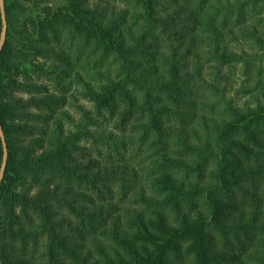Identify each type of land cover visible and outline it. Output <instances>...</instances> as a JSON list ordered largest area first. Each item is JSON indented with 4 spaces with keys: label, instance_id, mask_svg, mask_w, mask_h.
Wrapping results in <instances>:
<instances>
[{
    "label": "trees",
    "instance_id": "obj_1",
    "mask_svg": "<svg viewBox=\"0 0 264 264\" xmlns=\"http://www.w3.org/2000/svg\"><path fill=\"white\" fill-rule=\"evenodd\" d=\"M136 1L153 18L156 0ZM45 3L50 0H4L8 32L0 56V123L8 160L0 188V264H264V208L260 210L256 202L245 206L230 200L234 190L245 195L246 185L264 184V86L257 84L259 89L252 91L255 106L224 100L219 118L210 101H201L211 116L194 111L190 116L199 120V128L183 126L175 148H168L171 128L165 115L175 112L184 121L188 112L174 111L161 100L180 107L197 105L201 97L190 99L186 93L190 79L183 73L186 65L177 48L171 46L169 55L156 48L153 52L145 34H136L115 15L106 17L89 8L87 0H65L59 7ZM249 6L257 15L251 24H247ZM257 7L264 9V0L236 4L227 0L223 8L196 17L204 34L190 35L185 27L176 26L179 46L191 54L197 42H211L212 54L227 64L239 57L226 44L221 47L231 33L233 40H252L264 60V16ZM30 10L39 14L28 23ZM229 11L241 36L216 23V13ZM2 27L0 11V36ZM65 40L76 42L81 55L91 47L103 57L113 56L117 70L98 71L96 85L78 75L84 94L98 112L147 113L143 134L153 133L155 144L162 147L158 175L149 189L138 191L137 207L126 206L123 214L119 205L96 204L85 193L87 186L97 190L98 184L110 191L108 183L118 172L105 167L89 173L78 159L79 142L87 136L85 125L92 117L84 110V122H77L69 109H63L68 104L63 95H30L48 88L28 77L24 65L32 56L70 64L61 47ZM34 66L45 74L57 68L56 63L47 69L41 63ZM137 89L142 91L141 100ZM3 155L0 138V169ZM63 210L78 216V223L73 224ZM90 223H99L100 229L97 225L94 231L87 229ZM231 237L234 240L229 241ZM242 237L253 244L251 249Z\"/></svg>",
    "mask_w": 264,
    "mask_h": 264
},
{
    "label": "rangeland",
    "instance_id": "obj_2",
    "mask_svg": "<svg viewBox=\"0 0 264 264\" xmlns=\"http://www.w3.org/2000/svg\"><path fill=\"white\" fill-rule=\"evenodd\" d=\"M229 1L236 4L241 0ZM216 2L217 0H156L153 18H149L136 0H87L89 8H97L106 17L115 15V18L119 19L118 21L122 22L123 19L131 26L136 34H145L153 52L160 49L161 52L169 55L171 46H174L182 56V63L186 65L183 73L186 76L189 74L188 79H190L186 93L190 94V99L197 100L201 97L200 100H197V105L187 103L188 105H180V107H175L170 102L161 100L165 106L174 111L188 112L184 121L175 112L165 115L167 126L171 128L167 127L170 134V138L166 140L169 143L168 148L170 145L173 146V149L175 148V140L183 126L199 128V120L196 121L190 116L194 111H197L198 114L204 113L211 116L212 113L210 110L208 111V107H205L207 110L201 108V101H210L212 111L215 112L214 115L219 118V114L224 111V100L232 101L240 107L255 106L256 100L252 98V91L259 89L260 85L264 86V60L260 57L263 51L253 44L252 40L242 38H237V40L234 38L233 40L232 34L227 33L228 36H225L224 40L221 41V47L226 44L229 52L239 56L236 61L227 64L222 62L219 54H212L213 45L211 42H204L203 44L197 42L191 48V54H186L185 48L179 46L181 39H176L175 27L177 26L179 29L185 27L186 33L190 35L204 34L202 25L196 21V17H202L207 10L215 12L223 8L227 0H222V5L212 11L211 6L216 5ZM64 4L65 0H50V3H45L43 6L59 7ZM257 8L261 10V15L264 16V9ZM251 9L253 8L250 6L246 9L248 13L247 24H251L254 17H257ZM229 13L230 11L228 13H216L219 15L216 21L219 23L218 27L221 29L233 28L241 36L238 33L239 28L235 22V17ZM38 14L37 11L30 10L26 22L30 23V19L36 18ZM156 18L166 22L156 23ZM76 44L71 40H65L61 45L69 55L70 64L50 57L32 56L29 61L27 60L28 62L24 65L27 76L42 87L48 88L46 91L41 89L30 93V95L42 96L47 93L63 95L68 101L63 109H69L77 122H84V110L89 117H92V122L85 125L87 136L79 142L80 154L77 155L78 159L90 170L89 173L97 172L105 167L111 171L112 168H117L118 172L117 175H114V181L108 183L110 191L106 190L102 184H98L97 190L92 186L90 188L87 186L85 193L93 198L96 204L110 201L119 205L122 207L121 214H123L125 212L124 207H137L135 199L139 196L138 191L142 187L147 188L153 177L158 175L162 147L155 144L157 138L153 133L143 134L142 123L147 121V113L139 115L134 111L133 114L122 115L120 109L115 113L109 109H102L98 112L95 103L84 94L86 88L79 76L96 85L97 79H100L97 75L98 71L114 73L118 64L114 61L113 56L103 57L104 55L100 51L91 47L87 48L89 52L81 55ZM154 48L156 49L153 50ZM194 54L195 56H193ZM39 63L43 65V69H47L56 63V71L48 74L36 72L34 65ZM158 63L161 64V61L159 60ZM60 69H63V73H59ZM198 70L201 75L198 74ZM23 79L20 76L19 80L22 81ZM215 86L219 92H222V95L216 94L219 92L214 89ZM141 94L142 91L137 89V96L140 100ZM19 95L29 96L28 93H20ZM120 104L125 107L124 102L121 101ZM157 107V104H154V108ZM40 123L42 124V122ZM246 188L249 193L245 195H242L239 190H234L232 198H230L231 202H238L245 206L250 202H256L260 210L264 208V184H248ZM255 193L256 196L253 197L252 194ZM226 200L229 202V199ZM85 204L91 207L90 201ZM63 211L73 224L78 223V216L72 215L68 210ZM96 225L100 229L99 223ZM96 225L90 223L87 229L94 231ZM232 240L234 238L231 237L229 241ZM241 240L246 248L251 249L253 247L247 237H242Z\"/></svg>",
    "mask_w": 264,
    "mask_h": 264
},
{
    "label": "water",
    "instance_id": "obj_3",
    "mask_svg": "<svg viewBox=\"0 0 264 264\" xmlns=\"http://www.w3.org/2000/svg\"><path fill=\"white\" fill-rule=\"evenodd\" d=\"M0 11H1V17H2V23H3L2 33L0 36V56H1L2 50L6 44L7 32H8L7 17H6V9H5L4 0H0ZM0 138L2 141L3 154H4L3 155V162L1 165V169H0V188H1V185L3 183V178L5 175V168H6V164H7V160H8L7 142H6L5 134H4L1 123H0Z\"/></svg>",
    "mask_w": 264,
    "mask_h": 264
}]
</instances>
